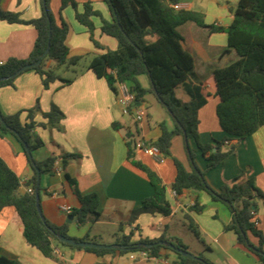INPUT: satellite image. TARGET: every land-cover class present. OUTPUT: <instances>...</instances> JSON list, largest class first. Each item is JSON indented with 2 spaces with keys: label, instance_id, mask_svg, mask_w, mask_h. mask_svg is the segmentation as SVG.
Masks as SVG:
<instances>
[{
  "label": "crops",
  "instance_id": "obj_1",
  "mask_svg": "<svg viewBox=\"0 0 264 264\" xmlns=\"http://www.w3.org/2000/svg\"><path fill=\"white\" fill-rule=\"evenodd\" d=\"M75 1L80 4V10L84 3L92 2L105 19L112 20V13L105 0ZM238 1L180 0L178 5L180 9L203 13L209 26L228 27L233 21L232 9ZM61 2L62 0H51L55 21L60 25L62 15L69 24L67 45L71 56L85 57L78 66H62L56 70V74L61 79L74 81L65 87H61V81H57L46 89L41 78L31 70L19 75L14 86L0 88L2 114L13 115L36 107L41 110L36 114V122L39 125L33 135L42 139L44 146L34 152L35 160H61V174L40 173V206L43 216L56 226L68 224V236L73 239H85L89 236L90 240L114 245L122 225L123 234H132L133 242L141 239L156 240L166 235L168 238L179 239L189 252L193 253V246L200 247L201 251L193 254L202 255L213 264H261L254 254L238 243L236 232L225 231L224 228L232 222L233 215L224 203L214 201L206 192L186 189L178 195L172 190V183L177 174L174 159L190 169L183 136L177 135L173 138L171 156L165 158L163 163L141 151L137 152L138 159L154 170L165 184L167 199L172 206L171 215L165 217L149 212L134 215V212L142 207V202L153 196L154 189L146 173L128 161L123 131L116 130L113 124L119 123L124 129L137 128L141 142L150 144L157 141L161 135L160 122H165L170 130L174 128L173 118L152 95L146 97L144 104L138 105L146 111L143 121L137 122L134 114H123L118 97L107 82L88 69L94 57L108 50H116L117 41L104 35L100 29V20L94 18L95 39L100 44V48L96 47L87 28L76 20L74 9L68 7L61 12ZM1 9L19 14L27 21L41 15L38 0H2ZM177 31L183 38L184 50L194 60L195 75L188 83L201 86L207 100L198 113L199 140L202 144L222 140L225 133L220 127L216 113L220 98L216 95L217 86L213 72L229 66L238 56L235 50H227L228 37L225 34L212 33L194 23H187ZM36 38L37 31L33 26L0 21V61L28 58ZM86 58V64L82 66L81 63ZM60 72L71 73L72 76H64ZM139 81L145 88H150L148 76H140ZM176 95L184 103L191 100L182 86L176 89ZM154 103L161 107V112L159 111L155 118L152 114ZM53 105L65 115L59 126L47 124L42 114L50 112ZM23 119H26V115ZM227 144L235 145L236 151L223 164L207 171L206 179L211 188L220 191L225 183L244 175L245 178L253 179L257 188L264 193V127L244 140H232ZM189 145L195 152L197 166L203 171L206 170L207 162L195 140H190ZM65 154H79L80 159L71 161L64 167L61 157ZM0 157L19 177V193L28 192L35 172L28 162L25 149L12 134L5 133L1 136V130ZM67 175L75 181L82 194H98L102 213L100 221L85 225H80L76 219L69 222V215L61 210V206L65 205L73 210L79 208L80 203L66 178ZM53 193L57 195L53 196ZM196 205L204 206L203 212L197 213L193 210ZM258 205L254 221L264 235V204L259 201ZM188 217L199 226L203 241L197 239L189 229ZM110 226L111 230L107 228ZM249 240L256 246L259 244L252 234H249ZM54 253L53 258H47L27 244L23 224L14 207H7L0 213V255L19 264H163L162 260L175 264L179 261L175 253L168 251H164V256L158 258L159 260H132L130 254L97 255L56 243Z\"/></svg>",
  "mask_w": 264,
  "mask_h": 264
},
{
  "label": "trees",
  "instance_id": "obj_2",
  "mask_svg": "<svg viewBox=\"0 0 264 264\" xmlns=\"http://www.w3.org/2000/svg\"><path fill=\"white\" fill-rule=\"evenodd\" d=\"M0 21L9 24L33 26L37 31V38L30 56L26 59L11 58L0 65V88L14 86L16 78L27 72L35 71L41 78L43 86L48 89L52 84L61 81V87L70 85L74 80L61 79L56 70L62 66L76 67L85 56H71L67 45L69 24L61 15L58 25L51 10V0H38L41 15L32 20H24L19 14L5 12L1 9ZM112 13V20H107L102 13L95 9L92 2L82 5L75 0H62L61 12L68 7L75 11L76 20L87 28L91 41L100 48L95 39L94 18L101 22V32L114 38L118 47L108 50L94 57L88 69L104 79L109 88L117 95L119 84H127L135 94V103L144 104L148 95L154 96L157 102L167 110L174 121V128L170 130L165 122L159 123L161 135L152 142L159 148L165 158L171 156L172 140L175 136H183L190 161V169L174 159L177 174L172 183V190L181 195L184 190L192 189L206 192L212 199L224 203L233 215V220L225 226V231H234L238 236V243L245 246L254 254L261 264H264V235L258 229L255 217L258 202L264 204V193L257 188L253 179L244 175L236 177L230 183H225L220 191H215L206 179L207 171L223 164L229 156L235 153L236 146L228 145L232 140L241 141L253 135L264 127V0H239L232 9L233 21L230 26H209L205 22L204 14L193 10H175L180 0H105ZM187 23H194L200 28L209 29L212 33L225 34L228 37L227 50H235L238 59L229 66L213 72L217 92L220 98L216 113L220 127L225 133L222 140H214L210 144H202L199 140V110L207 100L201 86L188 83L194 73L193 57L184 50L182 36L177 29ZM51 32V36H50ZM49 46V51L42 58ZM226 52V51H225ZM41 60L36 67L20 72L26 65H32ZM51 63V64H49ZM54 64V65H52ZM148 76L151 86L145 88L139 77ZM183 87L191 97L190 102H182L176 95V89ZM39 107L23 110L13 115L2 114L0 121L1 136L10 133L17 138L25 149L28 162L35 172L31 180L32 192L19 193L21 182L17 174L0 157V213L7 207H14L23 224L26 242L39 250L45 257L53 258L54 244L70 248L83 249L97 255L106 253L126 255L139 251H146L151 258H161L164 251L175 253L179 261L175 264H213L202 255L196 259H188L175 252L170 246L188 250L177 238L162 235L156 240L141 239L132 241V234H123V226L119 227L115 244L119 248L111 250L80 248L65 244L61 236L68 237V224L56 226L39 213L37 193V170L41 174L54 172L56 158H49L44 162H37L34 152L44 146L42 139L35 137L33 131L39 125L36 114ZM47 124L59 126L65 118L64 113L55 105L50 112L42 113ZM26 115V119L23 116ZM116 130L123 131V138L128 149V161L146 173L153 189L152 197L142 202V207L134 212L160 214L168 217L172 213V206L167 199V188L160 176L145 165L137 157L138 129H124L119 123H114ZM195 140L198 149L203 154L207 169L201 170L195 161V152L190 148L189 141ZM63 166L80 159L79 154H65L61 157ZM77 196L80 207L72 210L69 218L76 219L80 225L95 224L101 219L100 199L98 194H82L76 183L66 176ZM197 213L204 210V206L193 207ZM189 229L195 237L203 241L199 226L188 217ZM249 234L255 236L259 244L256 246L249 240ZM76 241H93L89 236ZM147 245H151L147 247ZM0 264H19L17 261L0 255Z\"/></svg>",
  "mask_w": 264,
  "mask_h": 264
},
{
  "label": "built area",
  "instance_id": "obj_3",
  "mask_svg": "<svg viewBox=\"0 0 264 264\" xmlns=\"http://www.w3.org/2000/svg\"><path fill=\"white\" fill-rule=\"evenodd\" d=\"M175 10H179V5H173ZM4 62L0 61V65H3ZM117 100L122 107V112L124 115H131L134 114V118L137 122H141L146 118V111L143 108H139L138 105L135 103V94L131 91L130 87L127 84H119L118 86V94ZM137 148L139 151L144 153L147 156H150L157 160L160 163L165 161V157L161 155L159 148L151 143L146 142H139L137 144ZM54 172L61 174L63 172V167L61 164V160L57 159L54 166ZM33 189L30 187L28 188V192H32ZM57 195V193H53V196ZM61 210L65 212V214L70 215L72 214V209L68 206H61ZM130 258L132 260H150L156 259L151 258L150 254L146 251H139L130 253ZM156 260H159L158 258ZM163 264H168L166 260L161 261Z\"/></svg>",
  "mask_w": 264,
  "mask_h": 264
},
{
  "label": "water",
  "instance_id": "obj_4",
  "mask_svg": "<svg viewBox=\"0 0 264 264\" xmlns=\"http://www.w3.org/2000/svg\"><path fill=\"white\" fill-rule=\"evenodd\" d=\"M44 1V0H43ZM50 36H51V32H50ZM49 51V46L48 48L46 49V51L44 52L43 57L46 56V54L48 53ZM41 63V60H39L37 63L35 64H32V65H26L24 68H22V70L20 72H23L29 68H32V67H36L37 65H39ZM0 121L5 124V122L3 121V117H2V112L0 110ZM37 174H38V185L40 184V171L37 170ZM37 200L40 201V195L39 193H37ZM38 210H39V213L42 215V210H41V206L40 204H38ZM72 219L69 218V222L71 221ZM60 240L65 243V244H69V245H73V246H77V247H80V248H94V249H105V250H111V249H114V248H119L118 246L116 245H109V244H104V243H96V242H93V241H76L75 239L73 238H68V237H65V236H61L60 237ZM151 245H147V247H150ZM172 250H174L175 252L181 254L182 256L188 258V259H191V260H194L197 258L196 255L192 254L191 252H189L188 250H184V249H181V248H176L174 246H170Z\"/></svg>",
  "mask_w": 264,
  "mask_h": 264
},
{
  "label": "rangeland",
  "instance_id": "obj_5",
  "mask_svg": "<svg viewBox=\"0 0 264 264\" xmlns=\"http://www.w3.org/2000/svg\"><path fill=\"white\" fill-rule=\"evenodd\" d=\"M86 60H87V58L81 63V65L82 66H84L85 64H86ZM61 73V75H66V76H68V77H70V76H72V74L70 73H66V72H60ZM152 98V97H151ZM150 105V104H149ZM154 109L152 110V114L154 115V118L155 117H157L158 116V112L160 111L161 112V107H159L156 103H154ZM108 229H110L111 230V226L110 227H107ZM201 251V248L200 247H198V246H193V253H198V252H200ZM192 253V252H191ZM192 253V254H193ZM171 257L173 256V254H171L170 255ZM171 261V260H170Z\"/></svg>",
  "mask_w": 264,
  "mask_h": 264
}]
</instances>
